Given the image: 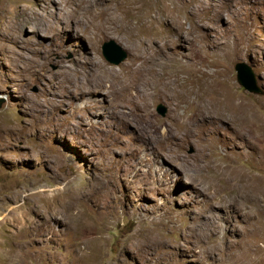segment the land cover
<instances>
[{
	"label": "rangeland",
	"instance_id": "374dc122",
	"mask_svg": "<svg viewBox=\"0 0 264 264\" xmlns=\"http://www.w3.org/2000/svg\"><path fill=\"white\" fill-rule=\"evenodd\" d=\"M154 25L173 102L109 77ZM187 90L233 110L202 120ZM0 264H264V0H0Z\"/></svg>",
	"mask_w": 264,
	"mask_h": 264
},
{
	"label": "bare ground",
	"instance_id": "6f19581e",
	"mask_svg": "<svg viewBox=\"0 0 264 264\" xmlns=\"http://www.w3.org/2000/svg\"><path fill=\"white\" fill-rule=\"evenodd\" d=\"M119 12H120V10H119ZM114 17H115V15H114ZM116 18L117 17H115V19ZM108 21L109 20H107V22ZM116 21H117V23L119 22L117 19H116ZM148 24L151 25L152 22L151 23H148ZM115 25H117V24H115ZM108 27H107V29H108ZM102 28H106V27L105 26H102ZM109 29H110V27H109ZM149 30H150V33H149L150 35L147 36V37H145V39L143 40V43L141 45H139V48H140L141 52L138 51V49H137V52L132 57L131 62L129 63L127 70L124 71L123 73L116 72V71L115 72H111L109 74V77L112 79V82L111 83L112 84H114V83L117 84L122 91H129L133 87L136 88V85H137V83H139V80L140 81L143 80L146 83L149 82L156 89L157 95L162 94V92H163L164 95L168 96V98L170 99V101L173 102V100H174L173 99L174 98V92L177 89L176 87L179 86L182 82H180V81L177 82V85H175L173 87V84L175 83V80L173 82L172 81V78L170 77L172 75V72L169 71L168 74H167V76H164V70L161 69V68H159V66H167V63L168 62L166 60L169 59L171 57V55H169L168 53H163L164 51H161L160 49H156L155 51L154 50L153 51H150V49H149L150 48V44H152V42L155 40V37L154 36H155L156 33H159L160 32V29H157L156 26L154 25V27L150 28ZM178 31H180V30H178ZM180 34H182V33H180ZM199 50H200L201 55H203V49L200 48ZM161 56H167V57L161 58ZM176 60H178L177 57H176ZM202 61H203V59H202ZM185 62L187 63V61H185V59H184V61L183 60L181 61V64H180V68L181 69H184ZM177 72H182V71H180L178 69ZM211 73H214V71H211ZM174 76H175V78H178L177 73H176L175 70H174ZM160 86H163L164 87V89H163L162 92H161V89L162 88L160 89ZM221 87L222 86H220L218 84H215V83H212V82H208L207 95L210 94V93H212V92H219L220 93V91H222V93H223V88L221 89ZM136 90H137V96H138V98L143 103L146 102L147 99L151 97L150 96L151 95L150 92L140 93L137 88H136ZM201 92L203 93V90L202 89H201ZM202 93H200V92H191V90L190 91L187 90V91L183 92L182 100L181 101L178 100L176 106L180 105L181 103L183 105L185 103L194 105L196 107V109H197V111L195 110L196 111V114L199 115V116H202L201 117L202 120H206V118H210L211 121H213L214 120L213 118H216V119L217 118H220L221 119L222 116H227L228 117L229 112L232 109L231 108V104H232L231 102L228 105H225L224 104L225 102L223 103L221 100H215V99L213 100V98L211 99L210 97H209L210 99H207L205 97L206 96L205 94H203V96H202ZM157 95H155V96H157ZM129 96H131V95H129ZM215 97L217 98L218 96L215 95ZM225 97H228L227 99L229 101H230V99H235L233 97V94L232 93H229V92L228 93L225 92V94L223 96H221L222 99H226ZM219 101H221V103L223 104V106H226L227 108H223L221 105H218L219 104ZM213 107L214 108L218 107V109L214 110V113L211 110ZM235 107H236V105H235ZM142 108L145 109L146 107H142ZM227 110H228V113H227ZM217 113H220L219 114L220 117H217L218 116ZM181 119L183 120L182 121V124H184L183 126H185V128H184V134L183 135L188 136V137H192L194 135V133L197 132L196 131L197 129L195 128V125L193 124V120L192 119L185 120L184 118H181Z\"/></svg>",
	"mask_w": 264,
	"mask_h": 264
},
{
	"label": "water",
	"instance_id": "95a60500",
	"mask_svg": "<svg viewBox=\"0 0 264 264\" xmlns=\"http://www.w3.org/2000/svg\"><path fill=\"white\" fill-rule=\"evenodd\" d=\"M102 52L104 57L113 64H119L127 58V51L124 50L114 39L106 40L102 44ZM238 81L249 91L255 93H263L259 87L253 69L246 62H237L235 65ZM166 106L162 103L158 104L157 110L162 115L166 113Z\"/></svg>",
	"mask_w": 264,
	"mask_h": 264
}]
</instances>
